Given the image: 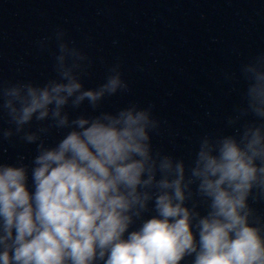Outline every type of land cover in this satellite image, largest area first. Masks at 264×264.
I'll list each match as a JSON object with an SVG mask.
<instances>
[{"label": "clouds", "instance_id": "1", "mask_svg": "<svg viewBox=\"0 0 264 264\" xmlns=\"http://www.w3.org/2000/svg\"><path fill=\"white\" fill-rule=\"evenodd\" d=\"M35 43L54 75L0 84V264H264V51L225 74L240 102L185 157L154 142L152 104L105 106L130 92L119 60L86 86L64 28Z\"/></svg>", "mask_w": 264, "mask_h": 264}, {"label": "water", "instance_id": "2", "mask_svg": "<svg viewBox=\"0 0 264 264\" xmlns=\"http://www.w3.org/2000/svg\"><path fill=\"white\" fill-rule=\"evenodd\" d=\"M58 26L94 60L86 86L120 61L130 92L105 106L152 104L167 122L154 142L187 157L240 102L243 82L225 74L238 76L241 63L264 51V0H0V84L54 75L51 52L35 42ZM27 150L10 147L6 156Z\"/></svg>", "mask_w": 264, "mask_h": 264}]
</instances>
